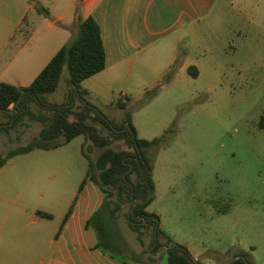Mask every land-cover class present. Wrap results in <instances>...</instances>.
Instances as JSON below:
<instances>
[{
	"label": "rangeland",
	"instance_id": "1",
	"mask_svg": "<svg viewBox=\"0 0 264 264\" xmlns=\"http://www.w3.org/2000/svg\"><path fill=\"white\" fill-rule=\"evenodd\" d=\"M11 2L4 0V6ZM243 2L240 34L226 33L232 27L226 23L217 31L219 40L212 37L207 45L188 46V55H182L179 46L175 66L202 58L199 77L165 72L161 53H169L171 47L150 46L80 84L92 106L115 126L130 117L138 138L164 137V146L151 150L155 193L147 212L159 218L161 246L181 245L202 264H228L241 253L253 264H264V0ZM11 12L5 6L3 16L15 20ZM8 31L1 22L0 45ZM48 32L35 39L32 55L38 60L45 54L38 41ZM51 32L58 40L57 31ZM15 78L5 80L17 82ZM45 100L48 105L70 103L75 110L80 106L70 93L65 69L58 90ZM29 109L50 114L33 103ZM7 121V115L0 114V127ZM27 124L10 134L0 133V152L37 135L40 125ZM83 143L85 153L94 158L98 151L77 136L56 149L15 156L0 168V226L9 215L0 228L9 243L40 230L31 222L37 211L53 214L47 231L58 226L87 170ZM114 147L126 149L121 141ZM90 194L99 207L103 194ZM19 206L25 216H15ZM119 225L131 252L145 260L152 257L153 264H169L164 249L155 252L149 239L144 246L137 241L123 216ZM91 235L97 240L93 229Z\"/></svg>",
	"mask_w": 264,
	"mask_h": 264
},
{
	"label": "crops",
	"instance_id": "2",
	"mask_svg": "<svg viewBox=\"0 0 264 264\" xmlns=\"http://www.w3.org/2000/svg\"><path fill=\"white\" fill-rule=\"evenodd\" d=\"M243 3V0H12L5 6L16 16L14 20L9 15L3 16L4 0H0V23L9 30L0 45V82L29 86L70 38V31L76 30L79 22L87 17H92L101 31L106 56L103 71L117 67L123 60H131L147 47L165 46L171 47L169 53H161L166 61L165 72L188 74L189 67L197 66L199 77L202 67L198 63L202 58L190 62L185 59V64L175 66L179 46L183 47L182 55H188V46L207 45L206 39L210 43L212 37L219 40L221 34L217 31H222L221 26L226 23L232 25L226 33L240 34L239 22L246 13ZM42 26L49 32L38 41L43 42L45 53L38 60L32 51L37 45L35 39L45 32L37 30ZM53 30L57 31L60 41L57 45ZM22 52L24 55H20ZM103 71L86 80H94ZM8 76H16L17 82L5 80ZM25 78H29V84ZM92 192L98 194L99 189L87 182L66 222L62 224L70 206L56 229L47 231L46 228L47 221L54 219L53 214L47 213L51 218L34 214L31 222L40 230H30L10 243L1 231L9 217L6 214L0 226V264H147L123 262L96 248L92 229L86 227L87 220L98 208V202L92 204ZM14 212L15 216H25L21 206Z\"/></svg>",
	"mask_w": 264,
	"mask_h": 264
},
{
	"label": "trees",
	"instance_id": "3",
	"mask_svg": "<svg viewBox=\"0 0 264 264\" xmlns=\"http://www.w3.org/2000/svg\"><path fill=\"white\" fill-rule=\"evenodd\" d=\"M37 10L40 11L38 7ZM70 33L69 40L29 86L19 87L0 82V114L8 117L6 126L0 127V133L18 131L22 126H29L28 121L40 125L37 135L28 143L10 146L6 152H0V168L15 156L33 150L56 149L77 136H83L85 142L98 153L94 158L88 156L82 144L81 153L87 161V170L62 224L72 212L85 184L91 182L103 194L101 205L86 222V227L96 232V248L123 262L153 264L152 257L145 260L129 250L121 234L119 219L121 216L126 219L131 231L136 233L137 241L143 246L148 239L151 247L156 243L153 248L155 252L162 245L160 239L164 234L159 228V218L148 213L147 207L154 200L155 193L151 150L164 146V137L150 141L140 139L130 117L122 125L115 126L92 106L86 98V90L80 84L105 68L106 56L101 31L97 22L87 17ZM64 69L70 93L80 103L77 110L70 103L48 105L45 100L46 95L58 90ZM187 72L194 78L198 75L194 66L189 67ZM31 103L40 109H49L50 114L33 113L29 109ZM119 107L124 108L125 105ZM71 117L74 119L71 120ZM125 123L130 129L124 128ZM119 141L123 142L126 149L114 147ZM36 214L51 218L50 214L44 212L37 211ZM165 240L167 244L170 242L168 238ZM165 252L169 264H195L191 253L181 245L176 244ZM144 253L148 254V251L144 250ZM239 256L232 264H253L247 253Z\"/></svg>",
	"mask_w": 264,
	"mask_h": 264
},
{
	"label": "water",
	"instance_id": "4",
	"mask_svg": "<svg viewBox=\"0 0 264 264\" xmlns=\"http://www.w3.org/2000/svg\"><path fill=\"white\" fill-rule=\"evenodd\" d=\"M74 88V86H72V89ZM126 128H128V129H130V127H129V125H127L126 126ZM131 211H132V209H131ZM130 211V212H131ZM130 212H129V214H130ZM128 214V215H129ZM143 221H145V220H143ZM156 244V243H155ZM155 244L153 245V247L155 246ZM176 244L175 243H173V242H170L168 245H163V246H161V247H159L158 249H157V251H161V250H167V249H170V248H172L173 246H175ZM241 256H235V257H233L232 259H230V261H229V263L228 264H232L236 259H238V258H240ZM192 260L194 261V263L195 264H199L198 263V261L194 258V257H192Z\"/></svg>",
	"mask_w": 264,
	"mask_h": 264
}]
</instances>
